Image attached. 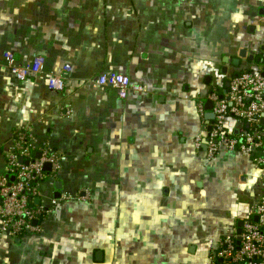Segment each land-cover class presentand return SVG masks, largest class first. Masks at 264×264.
Wrapping results in <instances>:
<instances>
[{"label": "crops", "instance_id": "crops-1", "mask_svg": "<svg viewBox=\"0 0 264 264\" xmlns=\"http://www.w3.org/2000/svg\"><path fill=\"white\" fill-rule=\"evenodd\" d=\"M263 46L264 0H0L1 51L46 59L25 82L0 67V173L30 126L66 155L62 190L92 193L56 206L43 233L0 242V264H210L261 193L249 156L196 149V102ZM66 64L64 92L50 91ZM112 73L146 91L91 84Z\"/></svg>", "mask_w": 264, "mask_h": 264}, {"label": "built area", "instance_id": "built-area-1", "mask_svg": "<svg viewBox=\"0 0 264 264\" xmlns=\"http://www.w3.org/2000/svg\"><path fill=\"white\" fill-rule=\"evenodd\" d=\"M177 1L191 3L193 0ZM260 55L261 65L255 62L251 63L254 67H244L233 74L228 71L224 79L211 84L206 95L196 102L202 119L201 132L195 139L196 149L209 161L235 151L249 156L259 171L256 183L261 193L243 221L240 237L235 233L224 236L212 251L210 264H264V51ZM45 64L43 56L21 62L11 51L0 49V67L9 69L18 81L25 82L43 74ZM71 71V65L66 64L53 73L48 80L49 90L64 92ZM91 84L109 87L122 99L130 93L146 91V87L132 84L127 75L117 73L99 75ZM207 101H211L215 116L209 124L205 120ZM70 114L66 109L65 115ZM204 139L206 150H203ZM5 160V171L0 173V242L14 243L27 234L43 233L44 222L61 202L92 199L90 189L61 190L60 197H55L56 183L61 180L67 157L49 140L40 139L30 126L14 133ZM47 164L51 166L50 171L45 170ZM37 198H40L38 205Z\"/></svg>", "mask_w": 264, "mask_h": 264}, {"label": "water", "instance_id": "water-1", "mask_svg": "<svg viewBox=\"0 0 264 264\" xmlns=\"http://www.w3.org/2000/svg\"><path fill=\"white\" fill-rule=\"evenodd\" d=\"M262 50L264 51V46L262 47ZM241 59H248L249 61L253 62L255 61L256 57L255 55H248V51L243 49L240 51V56L239 58H236L232 61L233 65L236 66V67H239L240 64H241ZM260 59H258L259 61ZM224 62L225 64L227 65L229 62H230V59L229 58H225L224 59ZM229 71V68L227 66H224L223 69H222V74L223 75H226ZM226 87L228 88L229 87V82L226 83ZM205 108H206V115H205V120L206 122L209 124L211 121L214 120L215 116H214V113H213V105L211 103V101H207L206 105H205ZM262 124H264V119L262 121ZM211 127H209L210 129ZM207 140L204 139L203 141V150H206L207 149ZM40 156V155H39ZM51 169V166L49 164H47L45 166V170L47 171H50ZM56 188H57V192L55 193V197L56 198H59L60 197V191L63 189V182L62 180L58 181L56 183ZM40 203V198H37L35 199V204H39ZM256 220H258L256 218ZM35 224H37V222H35ZM242 228H243V222H239L238 223V231H237V235L240 237L241 233H242ZM21 239H17L16 242L19 243ZM101 256H102V253L100 252L97 257H98V260L100 261L101 260Z\"/></svg>", "mask_w": 264, "mask_h": 264}, {"label": "rangeland", "instance_id": "rangeland-1", "mask_svg": "<svg viewBox=\"0 0 264 264\" xmlns=\"http://www.w3.org/2000/svg\"><path fill=\"white\" fill-rule=\"evenodd\" d=\"M255 63V62H254ZM261 65V64H260ZM243 69V67H232L231 68V71H229L230 72V74H233V73H235V72H238V71H240V70H242ZM216 78H217V80H221V79H224L225 78V75H218V76H216ZM228 77H226V79H227ZM217 80H216V82H217ZM216 82H213V83H215L216 84ZM192 90H194V87H191V91ZM51 189L53 188V186L52 185H50L49 186Z\"/></svg>", "mask_w": 264, "mask_h": 264}, {"label": "trees", "instance_id": "trees-1", "mask_svg": "<svg viewBox=\"0 0 264 264\" xmlns=\"http://www.w3.org/2000/svg\"><path fill=\"white\" fill-rule=\"evenodd\" d=\"M258 59H260V60L258 61ZM255 62H257L258 64H262L263 63V59L261 57H259V58L256 59Z\"/></svg>", "mask_w": 264, "mask_h": 264}]
</instances>
